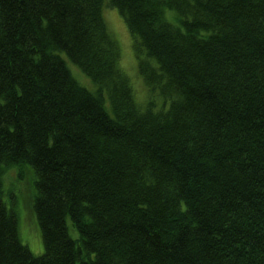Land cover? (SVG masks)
I'll return each mask as SVG.
<instances>
[{"label": "trees", "instance_id": "1", "mask_svg": "<svg viewBox=\"0 0 264 264\" xmlns=\"http://www.w3.org/2000/svg\"><path fill=\"white\" fill-rule=\"evenodd\" d=\"M0 264H264V0H0Z\"/></svg>", "mask_w": 264, "mask_h": 264}, {"label": "rangeland", "instance_id": "2", "mask_svg": "<svg viewBox=\"0 0 264 264\" xmlns=\"http://www.w3.org/2000/svg\"><path fill=\"white\" fill-rule=\"evenodd\" d=\"M103 15L111 34L118 43L121 52V68L130 78L136 99L145 101L149 90L139 71V60L134 50V40L125 18L116 7L111 6H105ZM71 69L81 83L93 87L91 80L78 66L71 64ZM34 178V173L30 168L15 166L7 171L5 181L10 192H17L18 203L16 205L21 238L35 254H40L44 252V243L32 210L31 199L34 192ZM72 233L76 234V230L73 228Z\"/></svg>", "mask_w": 264, "mask_h": 264}]
</instances>
